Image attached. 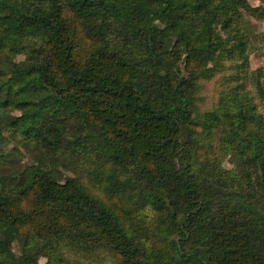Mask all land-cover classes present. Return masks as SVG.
Wrapping results in <instances>:
<instances>
[{
	"label": "trees",
	"instance_id": "trees-1",
	"mask_svg": "<svg viewBox=\"0 0 264 264\" xmlns=\"http://www.w3.org/2000/svg\"><path fill=\"white\" fill-rule=\"evenodd\" d=\"M246 16L264 0H0V264H264Z\"/></svg>",
	"mask_w": 264,
	"mask_h": 264
},
{
	"label": "rangeland",
	"instance_id": "rangeland-1",
	"mask_svg": "<svg viewBox=\"0 0 264 264\" xmlns=\"http://www.w3.org/2000/svg\"><path fill=\"white\" fill-rule=\"evenodd\" d=\"M248 1L252 6H259L263 2V0H248ZM246 19L252 22L256 26L258 32L264 31V22L252 21L248 16H246ZM249 61H250V68L252 70L260 69V80L264 88V47L262 46V44L258 43L253 45L252 49L250 50ZM212 88H213L212 84H208L205 86L204 95L207 97V101H211L213 98ZM25 160H27L28 162L30 161L28 155H25Z\"/></svg>",
	"mask_w": 264,
	"mask_h": 264
}]
</instances>
